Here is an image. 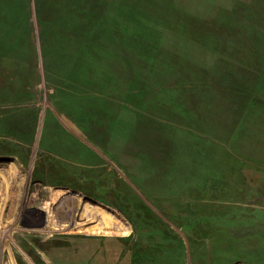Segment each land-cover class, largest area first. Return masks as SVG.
Instances as JSON below:
<instances>
[{"label":"rangeland","instance_id":"rangeland-1","mask_svg":"<svg viewBox=\"0 0 264 264\" xmlns=\"http://www.w3.org/2000/svg\"><path fill=\"white\" fill-rule=\"evenodd\" d=\"M0 1V264H264V0Z\"/></svg>","mask_w":264,"mask_h":264},{"label":"crops","instance_id":"crops-1","mask_svg":"<svg viewBox=\"0 0 264 264\" xmlns=\"http://www.w3.org/2000/svg\"><path fill=\"white\" fill-rule=\"evenodd\" d=\"M4 1H0V68L2 67L4 69L5 65L7 67L17 70L18 72H21L22 74H26L28 68L23 62L17 60L20 57H24V51H21L20 47L17 46V44L20 43L22 40V36H18L16 39H12L8 37L10 35L8 33L9 27L11 26L8 19V5L7 3H3ZM8 38V39H7ZM13 44L14 46H11ZM13 51V52H12ZM27 57L34 58V53H30L27 55ZM12 59H16V61H13ZM26 70V71H25ZM2 79V78H1ZM0 79V89L3 88L1 86L4 85V80L1 81ZM10 91V85L9 82L7 83V88ZM58 115V116H57ZM57 123L61 121H66L67 123L61 124V126L64 128L63 131L66 132L63 134V131L59 129V127L56 130L49 131L50 137L54 139V142H48L46 150L44 151L45 154H47L48 157H52L55 159H58L59 161L63 162L65 160L70 161V164H75V166H79L78 164H82V167L86 168V135L85 133L78 128L76 123L70 120H68V116L62 115V113L57 112ZM72 132H71V131ZM72 135V137H68V134ZM73 133V134H72ZM78 136V137H77ZM81 137V138H79ZM82 139V140H81ZM47 142V141H46ZM88 157H96V152H91L90 150L87 151ZM91 160V159H90ZM65 163V162H63ZM84 180H86L85 177H83ZM252 246V245H250ZM257 248H261V246H258ZM170 262L168 264L174 263V258H177L178 256L174 252H170L169 255Z\"/></svg>","mask_w":264,"mask_h":264},{"label":"bare ground","instance_id":"bare-ground-1","mask_svg":"<svg viewBox=\"0 0 264 264\" xmlns=\"http://www.w3.org/2000/svg\"><path fill=\"white\" fill-rule=\"evenodd\" d=\"M31 2H33V0L31 1ZM34 3V2H33ZM32 3V4H33ZM34 5V4H33ZM36 56L39 58L40 56H41V54H38V53H36ZM44 227V226H43ZM107 227H111V228H114V229H118V231H121V227L119 226V225H114V224H111L109 221H107L106 220V218H105V222L101 225V227L100 228H97L96 230H97V233H99V231H102L103 233H106V232H104L103 230H106L107 229Z\"/></svg>","mask_w":264,"mask_h":264},{"label":"flooded vegetation","instance_id":"flooded-vegetation-1","mask_svg":"<svg viewBox=\"0 0 264 264\" xmlns=\"http://www.w3.org/2000/svg\"><path fill=\"white\" fill-rule=\"evenodd\" d=\"M72 186H73V185H69V186H67V188L69 187L70 190H72V189L74 190L75 187H72Z\"/></svg>","mask_w":264,"mask_h":264}]
</instances>
